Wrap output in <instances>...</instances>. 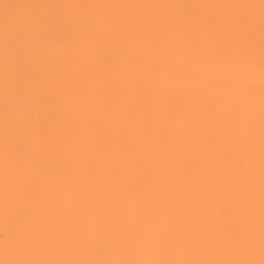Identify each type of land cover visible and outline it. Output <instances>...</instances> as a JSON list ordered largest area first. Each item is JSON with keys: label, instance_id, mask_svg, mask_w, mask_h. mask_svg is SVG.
<instances>
[{"label": "bare ground", "instance_id": "bare-ground-1", "mask_svg": "<svg viewBox=\"0 0 264 264\" xmlns=\"http://www.w3.org/2000/svg\"><path fill=\"white\" fill-rule=\"evenodd\" d=\"M259 4L0 0V112L4 41L24 39L37 46L26 49L41 98L31 107L51 124L53 150L26 194L36 201L33 216L44 233L38 259L258 264ZM249 17L254 25L243 27L245 35L254 33L253 73L247 65L233 70L223 56L229 25ZM62 18L82 30L77 39L90 29L118 47L110 55L67 44L53 56L40 53L38 46L60 37L55 22ZM209 108L217 117L216 139L223 138L219 121L228 112L241 115L251 151L234 150L238 168L207 135ZM2 184L0 171V210ZM235 238L251 245L233 246Z\"/></svg>", "mask_w": 264, "mask_h": 264}, {"label": "snow or ice", "instance_id": "snow-or-ice-1", "mask_svg": "<svg viewBox=\"0 0 264 264\" xmlns=\"http://www.w3.org/2000/svg\"><path fill=\"white\" fill-rule=\"evenodd\" d=\"M240 7H255L241 5ZM259 77L261 86L260 98V180H261V222H260V252L258 264H264V0L259 4ZM60 37L53 41L89 51H100L110 55L115 47L113 41L101 37L90 29L82 32V38L77 39V32L82 30L70 19L57 20ZM249 28L254 25V18L249 17L244 22L229 25L225 35L223 56L233 70H239L247 65L249 73L256 70L254 33L245 35L243 25ZM143 47H152L149 40H141ZM33 45L31 41L5 38L3 46V206L2 215L6 225V239L10 246H15L20 252L27 254L30 249L41 248L44 245V233L38 218L33 216L36 201L26 196L32 188L35 176L46 169L53 145L48 143L47 132L51 126L38 110L31 105L41 102L38 90L34 87V77L31 68L34 57L26 49ZM122 54H125L121 49ZM129 59H135L127 54ZM241 115L232 110L219 121L223 127V138H215L217 117L209 108L207 116V135L213 138L223 157L233 167H239V161L233 160L234 150L251 151L249 135L245 134L238 122ZM251 129H249L250 133ZM56 151L60 149L57 147ZM33 216L31 220L27 219ZM190 243H196L193 238ZM251 245L250 240L235 238L233 246ZM4 264H257L254 260H55V259H6Z\"/></svg>", "mask_w": 264, "mask_h": 264}, {"label": "clouds", "instance_id": "clouds-1", "mask_svg": "<svg viewBox=\"0 0 264 264\" xmlns=\"http://www.w3.org/2000/svg\"><path fill=\"white\" fill-rule=\"evenodd\" d=\"M31 48L37 47L30 45ZM66 47L58 41H50L41 46H38V51L49 56H53L57 49ZM47 50V51H46ZM3 87V83H2ZM3 111V110H2ZM0 117H2V112H0ZM3 158H4V148H3V137L2 130H0V171H2L3 177ZM44 248L30 249L27 254L22 253L15 246H10L6 239V225L3 219L2 211H0V264H4L6 259H29L37 258L38 255L44 252Z\"/></svg>", "mask_w": 264, "mask_h": 264}]
</instances>
